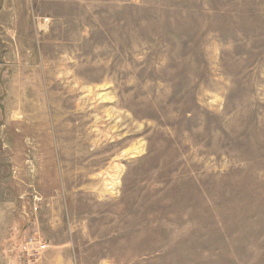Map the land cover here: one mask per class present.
Masks as SVG:
<instances>
[{"label":"rangeland","instance_id":"1","mask_svg":"<svg viewBox=\"0 0 264 264\" xmlns=\"http://www.w3.org/2000/svg\"><path fill=\"white\" fill-rule=\"evenodd\" d=\"M0 264H264V0H0Z\"/></svg>","mask_w":264,"mask_h":264},{"label":"built area","instance_id":"2","mask_svg":"<svg viewBox=\"0 0 264 264\" xmlns=\"http://www.w3.org/2000/svg\"><path fill=\"white\" fill-rule=\"evenodd\" d=\"M25 242L31 246L32 249H35V246H38L41 248L43 246L42 240L38 239L36 235H28V237H25Z\"/></svg>","mask_w":264,"mask_h":264}]
</instances>
